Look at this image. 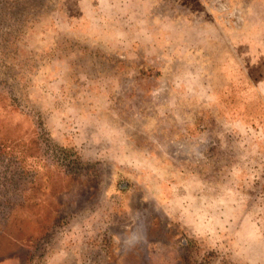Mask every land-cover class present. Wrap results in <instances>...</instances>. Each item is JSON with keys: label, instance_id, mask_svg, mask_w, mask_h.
I'll use <instances>...</instances> for the list:
<instances>
[{"label": "rangeland", "instance_id": "1", "mask_svg": "<svg viewBox=\"0 0 264 264\" xmlns=\"http://www.w3.org/2000/svg\"><path fill=\"white\" fill-rule=\"evenodd\" d=\"M0 264H264V0H0Z\"/></svg>", "mask_w": 264, "mask_h": 264}]
</instances>
